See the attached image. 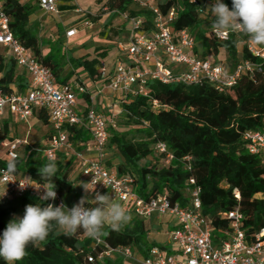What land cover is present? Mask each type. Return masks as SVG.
<instances>
[{
	"label": "trees",
	"instance_id": "1",
	"mask_svg": "<svg viewBox=\"0 0 264 264\" xmlns=\"http://www.w3.org/2000/svg\"><path fill=\"white\" fill-rule=\"evenodd\" d=\"M4 13L10 18V28L15 38L33 56L49 68L58 85L68 84L69 77L61 76L63 63L54 60L55 53L42 56L41 43L37 34L30 27V18L35 12L32 5H23L19 0H0ZM214 0H153V4L167 15L170 10L176 11L172 22L173 35L189 30L196 39L194 55L202 60H211L215 65L225 63L231 69L243 61L262 63L253 57L248 50L246 36L231 33L229 41L219 42L213 37L211 24L214 17L206 9ZM229 9L232 0H222ZM102 11L107 9L112 20L127 17L130 20L141 17L142 31L153 27V15L132 0H98ZM126 26L110 31V41L123 35ZM111 35V36H110ZM257 48L260 45L254 44ZM109 48H99L96 52L101 59L108 56ZM99 58L88 57L71 60L75 69H81L93 81L101 80L102 62ZM17 86L21 92L27 90L26 82L20 73L16 60L0 54V90L11 92ZM149 97L136 96L122 104V113L116 122V128L109 129L108 152L114 151L122 159L114 163L105 161L106 166L119 177H129L137 196L146 201L167 196L173 204H179L188 210L190 191L200 189L203 214L214 227L215 243L229 229V221L220 217L239 208L244 215L243 228L247 237L257 234L264 227V166L260 158L252 156L245 149L243 135L247 131L264 129V64L263 73L255 81L243 77L239 83L219 93L215 88L204 83L197 86L163 85L150 82L147 87ZM89 99L88 94L81 95ZM158 101L160 109L154 111L151 101ZM44 125L48 117L43 111H37ZM136 126L134 131H119L121 120ZM84 128L68 127L70 138L75 141L84 139ZM8 123H0L1 145L13 140L9 137ZM132 136V137H130ZM130 137V138H129ZM163 143L168 153L173 156L169 165L165 164V155L157 154L156 147ZM190 157L191 162L184 161ZM58 166L53 182L54 189L65 201L73 204L85 191L79 181L69 179L72 160L68 164L54 159ZM5 160L0 158V169H6ZM49 162V159L35 151L23 155L14 174L18 178L43 183L38 169ZM190 168V169H188ZM194 181V185L191 184ZM86 183V182H84ZM235 191L240 195L236 198ZM28 204L46 206L37 199H15L0 204V236L8 220L25 209ZM86 207H95L92 203ZM152 232L148 221L134 218L128 224L114 231L106 227L98 238H92L78 230L75 234L65 235L54 229L49 236L36 245L29 244L27 255L16 264H123L121 255L103 257L106 244L112 249L131 248L134 253L146 258L149 251L159 247L150 238ZM103 245L97 244V241ZM166 249L163 247H159ZM168 250V249H166ZM93 258V262L89 259ZM0 264H7L0 258Z\"/></svg>",
	"mask_w": 264,
	"mask_h": 264
},
{
	"label": "built area",
	"instance_id": "2",
	"mask_svg": "<svg viewBox=\"0 0 264 264\" xmlns=\"http://www.w3.org/2000/svg\"><path fill=\"white\" fill-rule=\"evenodd\" d=\"M140 7L148 9L153 15V27L149 31H142L143 19L134 18L128 22L130 25L126 44H120L125 54V61H119L113 74L107 78L104 64L100 72L106 79V88L117 95H121V105L136 96L149 97L148 84L159 82L163 85L197 86L208 83L219 93L235 87L243 77L255 81L258 74L263 73L264 45L256 47L248 45L249 53L263 61L255 63L243 61L231 69L225 63L215 65L211 60H202L194 55L196 39L189 30L173 35L172 22L176 19V11L170 10L164 15L153 0H132ZM39 8L46 14H59V0H37ZM107 9L104 10L106 12ZM78 14L83 11L77 10ZM127 20V17L124 16ZM89 26V23H86ZM76 29L66 32L68 39L77 35ZM215 40L227 42L229 34L212 32ZM0 47L6 49L16 60L17 67L24 70L30 84L26 91L14 90L5 93L0 90V123H2L6 110H9L19 123H27L37 111L47 114L48 122L52 128L50 139L43 150L38 151L43 157L54 160L56 154L64 148H71V139L68 127L87 128L91 133L93 158L83 153H76L79 161L81 176L90 182L94 177L98 183L95 190L101 194L109 192L125 209L144 221H151L154 217L159 219H172L175 226L165 233L169 249L152 248L146 258L139 264H264V227L255 235L247 237L243 228L244 215L239 208L220 217L229 221V229L217 243L213 240L214 227L212 222L203 214L200 189L190 191V204L188 210L179 204H173L167 196H160L150 201L140 198L135 193L133 181L129 177H119L108 169L105 164L107 145L110 138L109 129L116 128V122L122 113H112L108 118L95 106H85L86 114L81 116L77 110L78 96L88 94L84 84L76 82L58 85L53 72L42 65L32 52L24 47L14 36L10 28V18L4 13L0 2ZM154 111L160 109L158 101H151ZM245 149L252 156L258 157L264 166V129L260 131H247L243 135ZM22 142L15 140L1 145L6 150L7 160L14 153H19ZM0 149V150H1ZM36 152V151H35ZM157 154L165 155V164L169 165L174 159L168 153L165 144L156 147ZM189 165L190 157L184 158ZM190 169V168H188ZM0 169V186L7 184V195L0 199L3 202L15 199L31 198L43 202L46 206L51 203L59 206L64 199L57 193L56 199L41 201L43 189L37 192L28 186L21 190L22 185L43 186V183L18 178L15 175L7 176ZM86 182V183H87ZM194 185V181H191ZM93 195V194H92ZM237 199L240 195L235 191ZM94 198V197H93ZM66 205V204H65ZM97 244L103 245L100 240ZM106 252L101 254L99 260L110 255H121L125 260H133L135 253L131 248L118 247L112 249L104 244ZM93 258L89 262H93Z\"/></svg>",
	"mask_w": 264,
	"mask_h": 264
},
{
	"label": "crops",
	"instance_id": "3",
	"mask_svg": "<svg viewBox=\"0 0 264 264\" xmlns=\"http://www.w3.org/2000/svg\"><path fill=\"white\" fill-rule=\"evenodd\" d=\"M19 2L23 5H32L35 7V12L30 18V27L40 40L45 39L41 42V49L43 51L42 56L45 57L49 53L54 52V60H61L63 63L61 76L64 78L70 76L68 83H82L88 90L90 95L89 99L85 100L81 95L78 96L77 110L79 114L85 116V106L89 107L91 105L95 106L98 111L105 113L108 118L111 117L112 113L117 114L121 111L122 105L120 101L122 97L121 95L110 92L106 88V79L113 74L115 66L119 61L126 60L125 54L121 51L120 44L127 43L130 25L128 23H117L108 27L107 31H105L104 28H102L104 20L108 18V16L109 18H112L113 14L107 13V15H104L100 19L95 17L93 14L94 8L92 6H94V4L96 5V2L97 5H100L98 0H59V14L57 15L44 13L39 8L37 0H19ZM80 4L85 5V7L82 9ZM77 5L81 8L75 9ZM77 10L83 11V14H78L76 12ZM119 19H124V17H120ZM125 21L126 20H124V22ZM86 23H89V26H86ZM123 25L126 26V31H124L125 34L121 35L122 37L120 36L110 41L108 39L110 31L114 28H120ZM73 29H76L78 33L75 37L68 39L66 37V32ZM102 41H105V43ZM99 48H109L108 56L105 59L99 58L96 52ZM0 54L7 58L11 57L10 53L3 47H0ZM84 57H88L89 60L99 58L106 68L107 78L105 77L103 79L101 78L99 81H93L83 70L75 69L71 64V60ZM19 71L28 88L30 84L28 74L24 70L19 69ZM12 88L14 90H19L18 87L14 85ZM81 99H83L82 102L79 101ZM2 123L9 124V137L13 141L18 140L22 142V145L19 148V153L22 150L25 154L26 152L30 153L33 151L38 153V151L43 150L46 147L50 135L52 134V128L49 122L47 125H44L37 114H34L27 123H19L10 111L6 110ZM33 128H44L46 129V132L42 136L36 137V140H32L30 137L33 133ZM83 134L84 139L82 141L71 139L72 147H66L59 151L56 154V159L59 157L57 160L63 161L64 164H68L72 160L76 164L75 171H77L78 176L81 177L80 182H87V179H84L81 176L79 161L75 157L76 153H83L86 157L93 158L94 154L90 151L92 140L89 129L84 128ZM4 151L6 152L4 149L0 150L1 159H3L1 154ZM107 159L112 160L114 163L122 160L120 157L117 158L115 154L108 153V151L106 160ZM0 191H2L1 186ZM87 194L93 198L92 193ZM104 194H109V192L105 191ZM89 203L94 204V202L91 201ZM126 211L131 215V220H133L135 216L131 213L130 209H126ZM149 224L152 230L150 233L151 240L159 245V247L169 249V243L165 233L174 228L175 222L168 218L159 219L154 217L149 221Z\"/></svg>",
	"mask_w": 264,
	"mask_h": 264
},
{
	"label": "clouds",
	"instance_id": "4",
	"mask_svg": "<svg viewBox=\"0 0 264 264\" xmlns=\"http://www.w3.org/2000/svg\"><path fill=\"white\" fill-rule=\"evenodd\" d=\"M204 10L214 17L211 28L215 33L225 35L235 33L246 36L254 44L264 45V0H232L231 10L222 0H214ZM22 159V154L14 153L7 160L3 174L13 176ZM58 170L57 163L49 160L38 169L43 186L19 183V187L24 190L31 186L37 192L43 189L40 200L54 201L57 192L54 190L56 185L53 178L56 177ZM97 183L95 177L88 183L81 182L79 187L84 189L86 195L71 208L63 202L59 206L51 203L44 207L40 204L26 205L24 215L14 216L0 236V258L7 264H16L27 255L29 244L36 245L44 241L54 229L65 235L75 234L82 229L85 235L96 239L103 234L106 227L119 231L123 225L131 221V215L112 196L97 192L95 190ZM7 184L3 191H0V199L7 195ZM87 193H92L94 198L90 199ZM90 201L94 202L95 207L85 206Z\"/></svg>",
	"mask_w": 264,
	"mask_h": 264
},
{
	"label": "rangeland",
	"instance_id": "5",
	"mask_svg": "<svg viewBox=\"0 0 264 264\" xmlns=\"http://www.w3.org/2000/svg\"><path fill=\"white\" fill-rule=\"evenodd\" d=\"M80 6L82 7V9L85 7V5H82V4H80ZM81 7H79L78 5L75 7V9H77V8H81ZM93 8H94V10H93V14L95 15V17H97L98 19H100L101 17H103L104 15H107V13H110L109 12V10H107L106 12H104V11H102V6H100V5H97V2H96V5L94 4V6H92ZM124 20L125 19H115V20H112L111 18H109V16H108V18H106L105 20H104V24H103V27L102 28H104V30L105 31H107V29H108V27H110V26H113L114 24H117V23H122V24H124V23H126V21L124 22ZM121 24V25H122ZM122 27V26H121ZM126 31V30H125ZM125 34V32L123 33V35ZM103 35H105V34H103ZM111 36V35H110ZM122 37V36H121ZM122 39V38H121ZM45 39H41L40 40V43L42 42V41H44ZM102 42H104L105 43V41H102ZM107 42V41H106ZM42 50V49H41ZM42 53H43V51H42ZM80 102H82L83 101V99H81V100H79ZM122 122H121V124H120V126H119V131L120 132H123V133H126V132H128V131H134L135 129H136V126L134 125V124H132V123H127L126 122V120L125 119H122L121 120ZM33 133L31 134V139L33 140V139H35L36 140V137H38V136H42L45 132H46V129H44V128H42V129H36V128H33V131H32ZM130 137H132V136H130ZM129 137V138H130ZM36 142V141H35ZM20 150V149H19ZM108 151V150H107ZM27 153V152H26ZM108 153H110V154H115L116 156H117V158L119 157L118 156V154L117 153H115L114 151H112V152H108ZM20 154H22V156L25 154V152H23V150L20 152ZM1 156H2V158L4 159V160H7V155H6V153H5V151L4 152H2V154H1ZM45 158V157H44ZM57 159H59V157H57ZM76 166V165H75ZM75 166L73 165L72 166V172H71V174H70V178L69 179H74V180H77V181H79L80 182V179H81V177H79L78 176V173H77V171H75ZM79 182H78V184H79ZM86 195V193L83 195V196H85ZM88 195V194H87ZM89 196V195H88ZM89 198L90 199H92V197L91 196H89ZM80 200V199H79ZM79 200H77V201H75L73 204H71L70 203V201L71 200H69L68 201V203H67V207L68 208H71L74 204H76V203H78L79 202ZM94 206H95V204H93ZM24 210L25 209H20L19 210V212H18V214H16V215H14L15 217H22L23 215H24ZM14 216H12L9 220H8V222L11 220V219H13V217ZM128 224V223H127ZM110 257H112V258H115V255L114 254H112V255H110ZM141 259H142V257L139 255V254H137V253H135V258L133 259V260H124V263L123 264H139L140 263V261H141Z\"/></svg>",
	"mask_w": 264,
	"mask_h": 264
}]
</instances>
